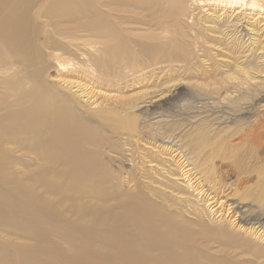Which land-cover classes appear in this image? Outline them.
<instances>
[{
	"label": "bare ground",
	"instance_id": "obj_1",
	"mask_svg": "<svg viewBox=\"0 0 264 264\" xmlns=\"http://www.w3.org/2000/svg\"><path fill=\"white\" fill-rule=\"evenodd\" d=\"M259 15L264 0H0V264H264V90L241 74H264ZM212 48L233 77L205 68ZM194 72L236 133L180 142L173 115L136 113Z\"/></svg>",
	"mask_w": 264,
	"mask_h": 264
},
{
	"label": "rangeland",
	"instance_id": "obj_2",
	"mask_svg": "<svg viewBox=\"0 0 264 264\" xmlns=\"http://www.w3.org/2000/svg\"><path fill=\"white\" fill-rule=\"evenodd\" d=\"M256 13H258L257 9H256V12L254 13L255 16L254 17L252 16V19H250L249 22L257 25V23L259 21H255L256 20L255 17L258 15ZM205 15L210 16L209 12L205 13ZM211 16H215V15H211ZM259 16H261V18L264 19V15H259ZM263 24H264V22L263 23L260 22L258 25L261 26ZM209 50H211V49H209ZM212 50H213L212 54L215 53L214 55H216V56H214V57H216V58L212 62H204L205 68H209L208 71H212L211 73H213V75H217L218 77H224L225 75H231L232 76L231 73L233 72V69H235L236 64L234 65V62L231 61V59L225 57V54H226L225 51H221L220 49H216V48H212ZM217 53L220 56H217L218 55ZM221 53H223V54L221 55ZM250 72L252 73L251 75H248L244 72L241 73L242 78H245L247 80L246 82L252 83V86L254 88L258 87L259 90H264L263 89L264 88V86H263L264 85V83H263L264 82V78H263L264 74L258 73L257 70H253V69H251ZM196 75H197V73L194 72L193 74L188 75L187 77L185 75L179 76L178 74H173L170 77H167V79H165V81L166 80L170 81L169 82L170 84L169 83L166 84L164 86V88L161 90V92L160 91L158 92V94L161 93L160 94L161 96L159 95L156 98L151 97V98L144 99L143 100L144 104L141 102H137L140 107L145 106L147 108H144L140 111L135 108L136 113H138L139 115H144V114L147 115V114H149V110L152 109V111L156 112L155 116H157L158 113L161 115H166V114L173 115V118L169 119L168 122L165 124L168 127V131H171V133L174 132L173 134L175 136H178V137L182 136V141H180V142H190V140L192 139L193 136L198 134V132L200 133L202 131L201 129L210 128L212 126H213L212 129L216 130V132H218L220 134V138H223V139H225L226 137L231 136L232 134L236 133L239 129V124L235 123V122H231L230 120L228 122L227 121L222 122L221 121L222 118L220 119V116H222L223 113L220 114L218 107L212 106L210 99H208L206 97H204L206 99H204L203 97H200L191 88V84L193 82L192 81L188 82L187 80H189V79H191V80L195 79L193 81L199 80V78H197ZM250 76H253V77L255 76L254 77L255 81L252 82ZM261 78H263V80ZM173 79H174V81H172ZM179 79H181V80L176 81ZM252 86H250V87L252 88ZM145 93H146L145 89H136V91L134 90L132 92H129V94L124 95V96H125V98H127L126 96H128L130 101H134L136 97L139 98L140 96L145 95ZM199 103L207 104L203 108L204 111L207 110L206 112H204L203 109H201V110L198 109ZM192 107H193V109L195 108L196 111L193 110ZM208 110H210V111H208ZM263 110H264V103H262L261 106H259L257 108V110L254 112V114L252 115L253 116L252 121H255L254 119H256L257 115H259L260 112H262ZM146 111H148V112H146ZM200 112H202V113L200 114ZM217 114H219V115H217ZM261 115L264 118V114H261ZM188 118H191V119L188 120ZM209 120H210V122H209ZM204 121H206V122H204ZM200 122H204L203 126H198V124ZM152 129H153V132H157V131L162 132L165 130V129L161 130L157 126H156V128L153 127ZM158 142H162V141L158 140ZM229 179L231 181H234L233 176L229 177ZM252 190H253V192H256L254 187H252ZM252 196H253V194H252ZM252 205H253V203H252Z\"/></svg>",
	"mask_w": 264,
	"mask_h": 264
}]
</instances>
